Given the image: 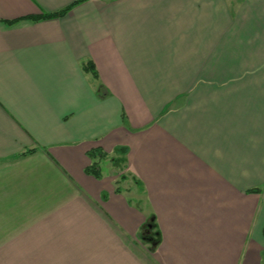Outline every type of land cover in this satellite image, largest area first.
<instances>
[{
    "label": "crops",
    "instance_id": "crops-1",
    "mask_svg": "<svg viewBox=\"0 0 264 264\" xmlns=\"http://www.w3.org/2000/svg\"><path fill=\"white\" fill-rule=\"evenodd\" d=\"M263 226L264 0H0V264H264Z\"/></svg>",
    "mask_w": 264,
    "mask_h": 264
},
{
    "label": "trees",
    "instance_id": "trees-1",
    "mask_svg": "<svg viewBox=\"0 0 264 264\" xmlns=\"http://www.w3.org/2000/svg\"><path fill=\"white\" fill-rule=\"evenodd\" d=\"M70 8L71 7H68V8H66V9H64L58 13H54L51 15H42V16H38V17H32L30 19L33 21H38V20L58 18V17L65 15L70 10ZM82 70L85 73L92 75L94 78H97V73L95 71V68L90 61H87V62L82 64ZM101 90H102V87L99 86L98 87V93H100ZM32 152H34V150L26 151V152L22 153L21 156L27 155V154L32 153ZM86 155L90 160V165L88 167H86L85 173L90 175V176H93L96 179H100V177H101L100 162L107 159L108 155L105 154L99 148L88 151ZM109 160L115 168H118L119 170H123V168H124L123 164H125L124 160H117L114 158H109ZM120 178H122V177L120 176ZM116 192L120 193L119 189H116ZM253 192H257V191H253ZM262 235L264 236V226L262 228ZM156 236H157V234L155 231L154 221L152 219H150L149 221H147L145 223L144 227L142 228V231L140 234L141 240H143L147 244H150L153 247V244H155L153 242V240H154L153 237L155 238Z\"/></svg>",
    "mask_w": 264,
    "mask_h": 264
},
{
    "label": "rangeland",
    "instance_id": "rangeland-1",
    "mask_svg": "<svg viewBox=\"0 0 264 264\" xmlns=\"http://www.w3.org/2000/svg\"><path fill=\"white\" fill-rule=\"evenodd\" d=\"M153 239H154V237H153ZM146 245H147V243H146Z\"/></svg>",
    "mask_w": 264,
    "mask_h": 264
}]
</instances>
